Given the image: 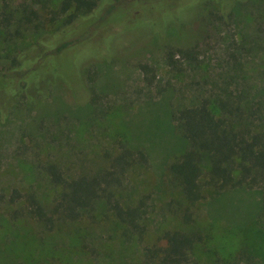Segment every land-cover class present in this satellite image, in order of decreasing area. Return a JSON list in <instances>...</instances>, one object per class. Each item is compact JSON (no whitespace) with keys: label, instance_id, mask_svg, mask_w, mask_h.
<instances>
[{"label":"rangeland","instance_id":"obj_1","mask_svg":"<svg viewBox=\"0 0 264 264\" xmlns=\"http://www.w3.org/2000/svg\"><path fill=\"white\" fill-rule=\"evenodd\" d=\"M61 1L0 0V57L42 38L52 49L69 15L59 14ZM129 4L96 0L86 18L65 28L74 27L75 37L97 29L94 43L107 38L114 56L104 45L64 51L43 64L48 74L31 100L0 104V264H144L146 250L175 230L202 238L188 264H233L242 248L251 264H264V177L233 189L203 183L189 204L173 171L188 148L174 119L180 109L205 102L216 115V103L226 100L257 117L264 107V0H201L188 15L145 13L114 34V17ZM110 5L115 11L104 16ZM25 7L37 15L22 13ZM15 11L20 18L4 24V13ZM123 147L146 156L113 190L122 206L141 207L137 229L117 221L102 200L52 229L17 216L27 203L10 201L14 191L48 206L58 198L50 165L65 179L92 175ZM184 207L190 225L182 223Z\"/></svg>","mask_w":264,"mask_h":264},{"label":"trees","instance_id":"obj_2","mask_svg":"<svg viewBox=\"0 0 264 264\" xmlns=\"http://www.w3.org/2000/svg\"><path fill=\"white\" fill-rule=\"evenodd\" d=\"M200 2L201 0H129L130 4L122 15L114 17V23L118 25L114 28V34L131 26L145 13L160 11L178 15L182 11V14L188 15L194 12ZM185 5L187 10L184 12L181 7ZM33 7L23 8L22 13L28 11L31 17H35L37 13ZM95 7L96 0H62L58 12L61 15L68 12L69 15L63 28L58 31L52 49H45L46 40L42 38L26 46L13 58L0 57V104L8 106V103L21 97L31 100L32 92L38 90L46 80L48 73L42 72L43 64L50 62L52 65L53 58L64 51L76 47L81 52L93 44L95 47L91 52H94L100 45H104L114 56L107 45V38L94 43L97 29L92 32L85 29L77 37L73 34L74 27L65 29L73 22L86 18ZM106 11L113 13L115 5H110L104 11V16ZM19 14L18 11L11 16L4 13L2 22L9 23L12 16L20 18ZM109 27L111 26L104 27V36L109 34ZM173 56L174 53L167 54L169 64ZM141 69L147 71L148 67L142 65ZM29 82L34 83L33 88L27 87ZM216 107V115L208 108L207 103L202 102L194 107L180 109L174 116L188 148L178 156L173 171L189 204L200 198L203 183L217 189H233L242 185H254L259 177H264V107H259L257 117H252L251 111L226 100L218 101ZM143 162H146V156L142 150L123 147L107 167L92 175L65 179L54 165H50L48 172L51 181L60 187L59 196L52 205H42L35 195L23 196L16 191L11 195L10 201L25 198L26 209L19 211L17 216L29 214L52 229L57 221L78 220L83 212L92 209L97 201L102 200L117 221L135 230L142 218L141 207L122 206L113 190L121 185L128 168ZM180 209L182 223L190 225L192 218L188 207ZM201 241V236L196 233L168 231L153 247L146 250L144 264H188L194 248ZM250 257L247 250L242 248L233 264H251ZM210 264H221V260L215 259Z\"/></svg>","mask_w":264,"mask_h":264}]
</instances>
